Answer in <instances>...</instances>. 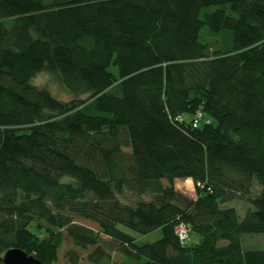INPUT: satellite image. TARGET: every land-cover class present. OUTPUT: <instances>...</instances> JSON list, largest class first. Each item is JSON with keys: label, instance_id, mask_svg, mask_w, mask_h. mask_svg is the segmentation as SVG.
Listing matches in <instances>:
<instances>
[{"label": "trees", "instance_id": "trees-1", "mask_svg": "<svg viewBox=\"0 0 264 264\" xmlns=\"http://www.w3.org/2000/svg\"><path fill=\"white\" fill-rule=\"evenodd\" d=\"M43 72L73 98L35 85ZM232 200L252 208L240 219ZM255 234L264 0H0V263L17 248L42 264H264L241 244Z\"/></svg>", "mask_w": 264, "mask_h": 264}, {"label": "rangeland", "instance_id": "rangeland-1", "mask_svg": "<svg viewBox=\"0 0 264 264\" xmlns=\"http://www.w3.org/2000/svg\"><path fill=\"white\" fill-rule=\"evenodd\" d=\"M11 21L7 20L5 21L6 27L11 26ZM203 31L205 29L203 28ZM206 37L203 36V41H205ZM33 83L39 87H44L54 98L60 99L61 101H69L73 98V96L67 92L60 83L57 82V80L48 73H39L33 78ZM186 119H189L188 116H185ZM174 188L176 191L180 192L181 194L190 197L192 199H195V189L192 181L190 180V183L186 182L185 180H176L174 182ZM261 186L258 185L256 179H253V187H252V193H258L260 191ZM123 203L128 204H134L136 201V198L132 196L130 193H125L122 197H120ZM143 200H149V196H143ZM226 207H232L236 210L238 217L241 219L246 211L251 207L248 203L241 200H232L229 202H226L224 204ZM77 223L80 225L86 226L88 228H91L93 230H96V226L88 221L85 220H76ZM118 230H120L123 233H126L127 235L133 237L135 239V242L137 245H143L146 243H152L160 238V232L158 230H155L147 235L139 234L133 230H130L122 225L116 226ZM179 230V229H178ZM199 240V236L189 232V239L187 244H191L193 242H197ZM225 241H221L220 245H225ZM241 244L243 249L246 250H261L264 251V234H255V235H243L241 236ZM111 259L113 262H118L119 256L116 254H111ZM57 264H65L64 262H58ZM79 264H88L85 261H81Z\"/></svg>", "mask_w": 264, "mask_h": 264}, {"label": "water", "instance_id": "water-1", "mask_svg": "<svg viewBox=\"0 0 264 264\" xmlns=\"http://www.w3.org/2000/svg\"><path fill=\"white\" fill-rule=\"evenodd\" d=\"M0 264H42L32 255H28L23 250L13 248L7 250Z\"/></svg>", "mask_w": 264, "mask_h": 264}, {"label": "built area", "instance_id": "built-area-1", "mask_svg": "<svg viewBox=\"0 0 264 264\" xmlns=\"http://www.w3.org/2000/svg\"><path fill=\"white\" fill-rule=\"evenodd\" d=\"M176 235L181 242H184L187 239V230L185 226L179 225L176 229Z\"/></svg>", "mask_w": 264, "mask_h": 264}, {"label": "bare ground", "instance_id": "bare-ground-1", "mask_svg": "<svg viewBox=\"0 0 264 264\" xmlns=\"http://www.w3.org/2000/svg\"><path fill=\"white\" fill-rule=\"evenodd\" d=\"M186 182L190 183V180H186Z\"/></svg>", "mask_w": 264, "mask_h": 264}]
</instances>
